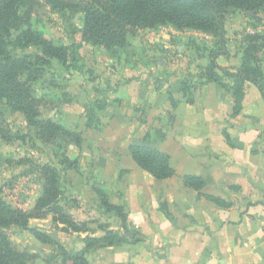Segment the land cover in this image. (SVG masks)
<instances>
[{
	"label": "rangeland",
	"instance_id": "1",
	"mask_svg": "<svg viewBox=\"0 0 264 264\" xmlns=\"http://www.w3.org/2000/svg\"><path fill=\"white\" fill-rule=\"evenodd\" d=\"M70 1L80 4L83 0ZM29 7L33 28L73 51L66 66L52 59L34 82V92L41 100L40 116L80 134L82 142L78 146L73 140L62 138L45 141L21 111L6 102L0 105V124L9 137L0 136V185L6 202L38 213L44 185L40 167L44 164L57 169L62 187L58 209L45 207L43 210L52 211L43 218H31L28 228L13 225L6 232L14 247L27 253L25 264H73L64 260L63 249L77 253L85 247L87 236L104 234L99 225H114L115 213L102 205L97 193V189H117L113 166H104L114 158L111 145L125 147L126 143L144 138L145 133L161 138V126L174 123L172 117L161 113L166 109L161 105V81L173 74L183 76L182 79L198 74L208 65L207 52L215 43L210 34L192 28L179 30L170 24L153 28L130 26L125 47L107 50L83 40L85 13L81 9L64 10L48 0H31ZM238 14L246 23L239 24L238 19L235 27ZM226 18L230 44L235 49L241 47L245 29L254 33L255 26L264 32V8L254 20L233 8ZM258 57L264 68V54L260 52ZM194 64L196 68L199 65L198 70L188 73ZM132 80L142 86L141 99L134 100V91L127 92L122 87ZM203 84L206 82L198 79L190 92L194 94ZM181 95L180 100L188 103ZM116 125H120L119 129ZM138 127H143L142 131L138 132ZM64 214L91 230H68L66 224L55 219ZM33 229L47 234L57 244L39 240ZM94 249L86 254L89 264H94Z\"/></svg>",
	"mask_w": 264,
	"mask_h": 264
},
{
	"label": "crops",
	"instance_id": "2",
	"mask_svg": "<svg viewBox=\"0 0 264 264\" xmlns=\"http://www.w3.org/2000/svg\"><path fill=\"white\" fill-rule=\"evenodd\" d=\"M238 19L245 25L238 14L235 27ZM241 57V48L229 44L217 61L235 69ZM182 78L173 74L161 81V113L174 121L161 126V138L145 133L125 147L111 145L114 158L104 166H113L117 189L106 192L127 218L113 214L110 229L122 240L95 248L94 264H264V98L248 83L243 108L233 115L234 97L216 82L199 85L192 104L181 101ZM122 87L134 91V100L144 96L137 80ZM131 143L167 153L175 174L153 177L134 161ZM186 175L202 177L204 187L188 186Z\"/></svg>",
	"mask_w": 264,
	"mask_h": 264
},
{
	"label": "trees",
	"instance_id": "3",
	"mask_svg": "<svg viewBox=\"0 0 264 264\" xmlns=\"http://www.w3.org/2000/svg\"><path fill=\"white\" fill-rule=\"evenodd\" d=\"M52 5L66 9H81L85 13L82 38L87 43L111 50L125 47L128 28H153L170 24L179 30L192 28L210 34L214 38V47L208 52V65L195 75L184 78L179 91L190 104L194 102L198 79L206 83L216 82L234 97L233 115L243 108L245 90L248 83L254 84L264 98V68L258 54H264V32L253 27L254 33L243 31L241 41L242 57L239 66L223 67L218 58L229 52L230 39L226 28V14L233 8L245 12L252 20L259 10L264 8V0H83L77 4L70 0H48ZM31 0H0V105L6 102L12 109L21 111L28 123L37 129V134L45 141L57 138L73 140L81 145L82 136L72 132L50 118H41V100L34 92V82L43 73L44 67L52 59L66 66L73 54L72 47L57 44L31 25L29 7ZM249 31V30H248ZM19 51H21L19 53ZM191 91V92H190ZM173 106L178 102L171 98ZM0 136L6 139L5 129L0 124ZM134 161L156 179L173 176L175 170L170 164L167 153L151 146L139 143L129 145ZM69 163V159L65 156ZM73 164V163H72ZM69 165V168H72ZM43 174V193L38 199L37 212L30 213L8 204L3 197L0 185V264H25L27 253L14 247L6 232L13 225L29 227L31 218H43L51 210L45 207L59 208L58 199L62 193L61 179L56 168L49 164L40 167ZM184 182L195 189H202L205 181L200 176L186 175ZM102 205L114 212L124 221L127 213L124 207L110 202L105 191L97 189ZM218 204L226 202L215 196H208ZM76 232H88L89 227L75 224L68 215L55 218ZM102 236H87L85 247L77 252L64 251V260L73 264H89L87 252L101 246H111L122 240L119 231L110 229L106 224L99 225ZM35 236L46 243H56L47 234L33 229ZM57 244V243H56Z\"/></svg>",
	"mask_w": 264,
	"mask_h": 264
}]
</instances>
